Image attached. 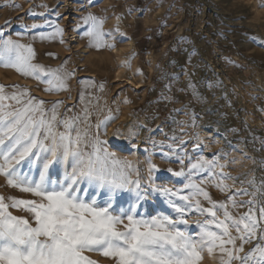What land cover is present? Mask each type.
<instances>
[{
  "label": "rangeland",
  "instance_id": "374dc122",
  "mask_svg": "<svg viewBox=\"0 0 264 264\" xmlns=\"http://www.w3.org/2000/svg\"><path fill=\"white\" fill-rule=\"evenodd\" d=\"M89 15L102 22L96 28L102 33L98 39L86 34L91 22L85 24L83 18ZM57 26L62 34H55ZM0 31L5 39L31 45L34 64L72 73L67 90L46 92L47 84L0 66L4 95L26 89L45 101L46 110L62 101L58 119H71L75 128L90 135L99 133L109 151L132 163L131 179L140 180L144 195L138 209L143 215L175 218L178 214L167 198L153 192V187L189 194L185 177L168 169L180 171L183 159L187 173L190 162L202 156L205 161L215 159L217 167L191 179L212 201L226 204L233 218L251 208L260 235L264 229L260 213L264 207V0H0ZM3 103L18 107L12 100ZM109 116L115 119L105 132L101 122ZM117 131L119 135H114ZM24 163V171L38 180V164L29 171ZM153 165L158 171L150 173ZM64 170L65 165H53L49 176L62 179ZM0 196L36 199L8 187L3 176ZM117 199L127 207L134 193H122ZM198 199L202 207H211L203 196ZM216 211L224 219V209ZM186 219L188 224L180 228L199 238L198 224L211 217L193 210ZM213 230L219 232L214 226ZM232 235L237 233L232 230ZM256 242L245 244L239 255L248 253ZM84 255L98 264H112L98 253ZM201 257L200 264L227 260L219 248L211 255L205 250Z\"/></svg>",
  "mask_w": 264,
  "mask_h": 264
},
{
  "label": "snow or ice",
  "instance_id": "6c2138e0",
  "mask_svg": "<svg viewBox=\"0 0 264 264\" xmlns=\"http://www.w3.org/2000/svg\"><path fill=\"white\" fill-rule=\"evenodd\" d=\"M83 22H91L87 35L97 39L102 35L96 31L102 22L95 16L89 15ZM62 32L57 26L55 34ZM45 38L41 35V39ZM34 59L31 45L5 39L0 31V66L47 84L46 92L67 90L66 81L72 73L45 69L34 64ZM4 92L0 86V176L8 187L36 199L0 196V264H98L85 252L98 253L112 264H200L201 253L207 250L211 255L216 248L227 256L221 264L233 261L264 264V229L258 236V222L252 209L239 219L233 218L226 204L212 201L210 194L191 179L200 172L211 174L217 167L215 159L205 161L201 156L190 162L187 173L183 159L180 171L169 168L172 175L185 177L184 188L190 192L183 194L180 189L153 187V192L162 193L178 215L175 218L164 214L145 216L138 211L144 195L140 180L131 179L132 163L109 151L107 141L101 140L99 133L90 135L75 128L73 120L58 119L57 109L62 101L53 102L46 110L45 101L30 96L26 89H18L11 96ZM5 100L15 101L18 107L3 103ZM114 119L109 116L101 122L105 132ZM58 125L64 130L60 131ZM24 162L29 171L38 164V180L24 171ZM53 165H65L62 179L50 178L49 169ZM152 170L158 171L154 165L150 173ZM217 187L225 190L220 185ZM122 193H134V201L127 207L117 199ZM200 196L211 207H202ZM234 196L229 200H234ZM172 197L184 203L177 204ZM193 200L195 204L191 203ZM218 208L224 209V219L218 217ZM10 209L25 212L27 216L13 215ZM193 210L211 217L198 224L199 238L180 228L181 224H188L186 217ZM260 213L264 219V207ZM232 230L237 235H232ZM253 240L257 241L253 248L239 255L244 245L252 244Z\"/></svg>",
  "mask_w": 264,
  "mask_h": 264
},
{
  "label": "bare ground",
  "instance_id": "6f19581e",
  "mask_svg": "<svg viewBox=\"0 0 264 264\" xmlns=\"http://www.w3.org/2000/svg\"><path fill=\"white\" fill-rule=\"evenodd\" d=\"M94 8V7H93ZM94 10H96V9H94ZM93 12V11H92ZM102 13V12H101ZM84 19V18H83ZM86 27V26H85ZM73 33H75V32H73ZM72 33V34H73ZM73 37L75 38V39H77V36L75 35V34H73ZM75 42L78 44L79 42H78V40H75ZM115 51V50H114ZM117 77H118V75H117ZM119 80H115L114 82L116 83V82H118ZM214 134V133H213ZM211 134L209 133V136H210ZM211 137V136H210ZM209 137V138H210ZM213 137V136H212ZM214 139V138H213ZM216 139V138H215ZM216 143V142H215Z\"/></svg>",
  "mask_w": 264,
  "mask_h": 264
}]
</instances>
